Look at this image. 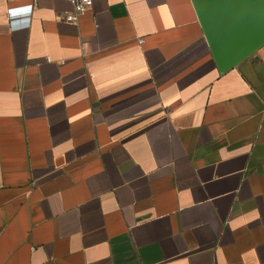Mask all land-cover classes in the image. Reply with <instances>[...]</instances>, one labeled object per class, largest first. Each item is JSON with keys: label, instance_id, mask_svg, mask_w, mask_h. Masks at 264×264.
<instances>
[{"label": "crops", "instance_id": "0c3cea01", "mask_svg": "<svg viewBox=\"0 0 264 264\" xmlns=\"http://www.w3.org/2000/svg\"><path fill=\"white\" fill-rule=\"evenodd\" d=\"M25 4L0 0V264H264V0Z\"/></svg>", "mask_w": 264, "mask_h": 264}, {"label": "built area", "instance_id": "2783aa9c", "mask_svg": "<svg viewBox=\"0 0 264 264\" xmlns=\"http://www.w3.org/2000/svg\"><path fill=\"white\" fill-rule=\"evenodd\" d=\"M8 3L26 2L23 6H13L7 10V20L14 23L16 19H30L34 10L37 7L38 0H6ZM70 3L73 7L72 13H67L66 22L77 23L79 19L86 15L93 7L94 0H63Z\"/></svg>", "mask_w": 264, "mask_h": 264}, {"label": "water", "instance_id": "95a60500", "mask_svg": "<svg viewBox=\"0 0 264 264\" xmlns=\"http://www.w3.org/2000/svg\"><path fill=\"white\" fill-rule=\"evenodd\" d=\"M210 42L213 45V36L209 37ZM258 46V44H255L254 47H250L248 49H218L214 48V54L215 57L218 59V61H222L225 63H229L230 65H234L241 61L242 59L248 57L251 55L255 48ZM218 49V50H217Z\"/></svg>", "mask_w": 264, "mask_h": 264}]
</instances>
